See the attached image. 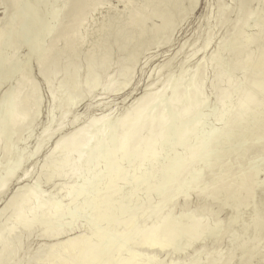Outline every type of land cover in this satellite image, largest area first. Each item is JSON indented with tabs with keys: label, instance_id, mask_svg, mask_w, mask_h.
<instances>
[{
	"label": "bare ground",
	"instance_id": "obj_1",
	"mask_svg": "<svg viewBox=\"0 0 264 264\" xmlns=\"http://www.w3.org/2000/svg\"><path fill=\"white\" fill-rule=\"evenodd\" d=\"M36 1L0 0V198L22 181L0 207V264L259 260L264 0H115L119 11L106 0ZM199 3L204 9L192 19ZM40 6L48 7L41 31ZM98 11L104 16L91 26ZM126 17L140 25L127 27ZM190 23L192 33L173 50L176 33ZM157 53L164 58L148 71ZM141 77V95L130 105L123 95L113 115L109 98L130 92ZM87 95L92 100L78 117V101ZM45 101L47 122L32 149L15 152L31 139ZM245 104L242 123L226 129L218 121L217 110L239 111ZM165 108L168 123L162 125ZM57 180L56 196L39 191ZM33 208L45 221L85 211L86 218L77 233L62 237L25 228L20 212ZM165 221L164 232L148 240L145 230ZM85 233L97 237L95 250L75 241ZM32 236L42 243L37 254L26 252Z\"/></svg>",
	"mask_w": 264,
	"mask_h": 264
},
{
	"label": "rangeland",
	"instance_id": "obj_2",
	"mask_svg": "<svg viewBox=\"0 0 264 264\" xmlns=\"http://www.w3.org/2000/svg\"><path fill=\"white\" fill-rule=\"evenodd\" d=\"M30 2H32L33 4L34 3H37V1L36 0H29ZM107 1V3L110 5V6H112V7H114V8H116L118 11L119 10H121V6H118L116 3H115V0H106ZM227 3V2H226ZM120 5V4H119ZM4 6H2L1 5V3H0V17L2 18V15H1V13H2V11H3V8ZM121 7V8H120ZM203 5H202V3H199L198 4V6L195 8V10H194V12H193V14L194 15H192V19H195V18H197V16H199L201 13H202V11H203ZM3 14V13H2ZM104 16V12L103 11H98V12H96L95 14H93L91 17H90V19H89V23H90V25L91 26H95L98 22H99V20H100V18L101 17H103ZM47 19H48V7H44V6H40L39 7V9H38V18H37V23H36V28L38 29V30H42L43 28V25H46V21H47ZM1 20V19H0ZM192 24H194V23H190V25H188L187 24V26L185 25V26H183L182 28H181V30L178 32L180 35L182 34V36H180V35H178V33H176V35H175V41H174V45H173V50L176 48V46H178V45H180L181 44V42H183L191 33H192V31H193V29H194V26L195 25H192ZM189 26H191L192 28L191 29H189L188 27ZM184 28V29H183ZM188 29V30H187ZM187 30V31H186ZM252 30V28H251V26H248L247 28H246V31L249 33L250 31ZM191 31V32H190ZM183 32H187L188 33V35H187V33L186 34H184ZM190 33V34H189ZM178 35V36H177ZM185 35V36H184ZM176 36H177V38H176ZM183 37V38H182ZM179 39V40H178ZM182 39V40H181ZM178 41V42H177ZM180 42V43H179ZM176 44H178V45H176ZM175 47V48H174ZM171 49V48H170ZM168 50V52L169 51H173V50ZM165 52L166 53V55H168V54H170V53H172V52ZM152 53H154V52H152ZM158 55H157V59H153V62L150 64V66H147V69H148V71L150 70V68L153 66V65H155V64H157V63H159L160 61H161V59L162 58H164V56H162V55H160V53H157ZM159 55L162 57V58H159ZM35 55L33 54V57H34ZM163 60V59H162ZM152 65V66H151ZM116 69H118V66L116 65V66H114V67H112L111 68V71H115ZM147 69L145 70V72L147 73ZM146 73H144V75H142V77H144L145 75H146ZM141 77V80H140V82H142V84L141 83H139V86H137V87H135L134 89H130V92H129V90H128V88H127V90H125L124 91V89H123V91L121 90V92L119 93V94H115L114 96H112V97H110L109 98V101H110V103H112L111 105H113L112 107H111V110H110V112L113 114V115H115V114H117L118 113V111H119V108H120V106H122L123 105V103L124 104H126V105H130V103L133 101V99L134 98H137V97H139V95H141V93H142V85H143V78ZM12 83H13V80H11V81H9L8 82V85H12ZM141 84V85H140ZM48 88V87H47ZM47 88H45L44 86L42 87V91L45 93V91H47ZM129 93H128V92ZM128 93V94H127ZM125 94H126V96H125ZM123 95L127 98V100L126 99H124V98H122L123 97ZM126 100L125 102H123L122 100ZM92 100V98L90 97V96H85V97H83L81 100H79L78 102H80L79 103V107L77 108V111H76V115L78 116V117H82V116H84V114H85V105H87V103L88 102H90ZM123 103H122V102ZM122 103V104H121ZM46 105H47V103H46V101L43 103V106H42V114H41V116H40V118H39V120H38V122H37V124H36V127H35V129L33 130V132L31 133V139L30 140H28L27 142H22V144H17L18 146H16L15 147V152H20V151H29L30 149H32V147H33V145H34V143H35V141H36V139L38 138V136H39V130L42 128V127H44L45 125H46V122H47V111H46ZM106 110H103V111H99V110H97L95 113V115H99L101 112V115L103 116V115H105L106 114V112H105ZM99 113V114H98ZM54 114H56V112H54ZM18 135H20V136H22V137H25L26 135H24V132L22 133L21 132V134L19 133ZM24 135V136H23ZM19 136V137H20ZM18 137V136H17ZM51 145V142H49L47 145H46V147H45V149H47L49 146ZM26 167H28V165L26 166ZM259 180H263L264 179V174L263 173H261L260 175H259ZM21 183V185H22V181H18L16 184H12V185H10L9 186V188L7 189V192H6V195L5 196H8V195H10V193L11 192H13L15 189H16V187L17 186H20V185H18V184H20ZM24 184V183H23ZM59 185H60V182L57 180V181H52V182H50V183H48V184H43V185H41L40 186V188H39V191L41 192V193H47V194H50V195H57L56 193V189L59 187ZM260 195H261V192L259 193V197H260ZM5 196H3L2 198H0V207L3 205V201H4V199H5ZM176 210H179L178 208H176ZM176 210H174V212H177ZM214 215H215V217L217 218V219H222L223 218V216H224V214L222 213V212H216V213H214ZM78 228H76L75 230H72V234H71V236L73 235V234H75V233H77L78 232ZM62 237H70L69 235H67V234H65L64 236H62ZM61 237V239H64V238H62ZM261 241L264 243V234L262 235V237H261ZM25 246H26V252H28V253H32V254H37L39 251H40V249H41V246H42V243H41V240L40 239H38L36 236H32V237H30V238H27L26 240H25ZM208 253H211V252H209L208 251ZM158 259H160V260H163V259H165V257H164V255H160L159 257H158ZM16 261V260H15ZM23 264H28V263H23Z\"/></svg>",
	"mask_w": 264,
	"mask_h": 264
},
{
	"label": "snow or ice",
	"instance_id": "obj_3",
	"mask_svg": "<svg viewBox=\"0 0 264 264\" xmlns=\"http://www.w3.org/2000/svg\"><path fill=\"white\" fill-rule=\"evenodd\" d=\"M108 5H96V7H105ZM125 8H127V5H124ZM126 25L129 28H135L140 25V21L136 19L135 17L128 18L126 17ZM262 28H264V25H262ZM123 30V28H122ZM262 42H264V33H262ZM164 103H167V100L165 99ZM205 103L211 107V102L209 100H205ZM249 105L245 104L241 106V109L239 111L236 110H225V111H219L217 110V119L218 121L225 126V128H233L236 125L242 123L247 116ZM162 125L168 123V111L165 108L164 113L160 117ZM205 150H210V143H206L204 146ZM261 188V195L260 199L261 202L264 203V181H261L260 184ZM196 192H201V188L197 187L194 189ZM188 191H193V189H189ZM206 191V190H205ZM185 195L187 193H184ZM39 203V201H37ZM57 205L59 206V203L57 202ZM86 218V211L85 213H74L72 214V218H68L66 216L57 215V218L55 221H45L40 218L39 215V209L33 208L31 212H27L26 210H22L20 212L19 219L21 220L23 226L29 230H35L38 227H43L45 229H48L52 234L62 235L67 234L71 236L72 230H75L78 226L81 220ZM264 219V218H262ZM168 222H162L159 223L157 226H154L153 229L145 230L146 238L150 241L156 240L168 227ZM81 239L85 240V242L88 244L90 248L93 250L96 249L98 240L96 236H87L85 233L83 237H75V241H80ZM45 250H41V255H46ZM28 264H61L60 261H57L55 259H37L28 262ZM68 264H79V262H68ZM94 264H103L102 261H96ZM211 264V262H209ZM238 264H264V245H262V251H261V257L259 260L252 259V260H246L241 259Z\"/></svg>",
	"mask_w": 264,
	"mask_h": 264
}]
</instances>
